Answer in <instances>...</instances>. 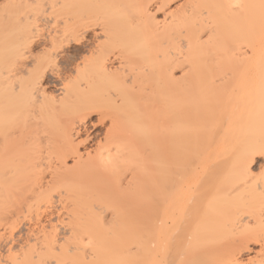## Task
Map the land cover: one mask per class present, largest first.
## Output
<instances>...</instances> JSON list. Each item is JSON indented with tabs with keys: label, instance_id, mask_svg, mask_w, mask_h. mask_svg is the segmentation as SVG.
I'll return each mask as SVG.
<instances>
[{
	"label": "bare ground",
	"instance_id": "6f19581e",
	"mask_svg": "<svg viewBox=\"0 0 264 264\" xmlns=\"http://www.w3.org/2000/svg\"><path fill=\"white\" fill-rule=\"evenodd\" d=\"M2 247L264 264V0H2Z\"/></svg>",
	"mask_w": 264,
	"mask_h": 264
},
{
	"label": "rangeland",
	"instance_id": "374dc122",
	"mask_svg": "<svg viewBox=\"0 0 264 264\" xmlns=\"http://www.w3.org/2000/svg\"><path fill=\"white\" fill-rule=\"evenodd\" d=\"M2 2V0H0V3ZM53 90V89H52ZM94 117L92 118V121H94ZM89 131L92 133V134H96L97 136H99V135H102V133H103V131H104V129L103 128H100V127H97V128H92V127H90L89 126ZM102 131V132H101ZM99 134V135H98ZM262 165H263V159H261V157H255V159L253 160V162L251 163V167H252V169H253V171L254 172H259L260 171V169H261V167H262ZM22 225V226H21ZM21 225H19V226H21V227H18L19 228V230H18V228H17V231H16V234L17 233H21L20 235H22L23 233H25V231H26V229L24 228V227H26L27 228V226L25 225V224H21ZM23 227V228H22ZM18 235V234H17ZM1 250H0V253H2V254H4L5 253V247H2V248H0ZM252 249H253V252L254 251H256L257 250V247L256 246H254V247H252ZM4 250V251H3ZM4 252V253H3ZM1 254V256H4V255H2Z\"/></svg>",
	"mask_w": 264,
	"mask_h": 264
}]
</instances>
